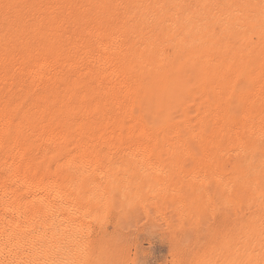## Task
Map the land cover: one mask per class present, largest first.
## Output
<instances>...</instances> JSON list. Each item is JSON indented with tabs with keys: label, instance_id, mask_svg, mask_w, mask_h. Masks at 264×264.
<instances>
[{
	"label": "bare ground",
	"instance_id": "1",
	"mask_svg": "<svg viewBox=\"0 0 264 264\" xmlns=\"http://www.w3.org/2000/svg\"><path fill=\"white\" fill-rule=\"evenodd\" d=\"M114 157L264 264V0H0V264H95Z\"/></svg>",
	"mask_w": 264,
	"mask_h": 264
},
{
	"label": "rangeland",
	"instance_id": "2",
	"mask_svg": "<svg viewBox=\"0 0 264 264\" xmlns=\"http://www.w3.org/2000/svg\"><path fill=\"white\" fill-rule=\"evenodd\" d=\"M110 161L106 163L107 173L114 175L116 181L106 187L119 199L101 225L102 248L94 259L95 264H175L178 257L191 264L203 251L216 247L213 239L221 235L219 222L226 217L221 202L213 199V202L219 201L214 202L218 210L213 215L207 197L200 194L206 202L201 199V211L196 215L189 214L175 191L168 192L170 189L155 180L161 174H172L171 169L175 166L173 173L179 171L178 174L189 178L194 173L191 167H182L172 160L173 168L169 161L153 163L152 167L151 164L142 166L138 162H128L127 158L114 157ZM212 242L215 244L211 245Z\"/></svg>",
	"mask_w": 264,
	"mask_h": 264
}]
</instances>
